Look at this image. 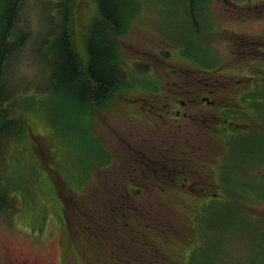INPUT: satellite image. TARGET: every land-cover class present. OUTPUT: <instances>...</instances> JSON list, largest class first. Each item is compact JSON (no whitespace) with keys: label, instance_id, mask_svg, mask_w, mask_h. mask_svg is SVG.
<instances>
[{"label":"rangeland","instance_id":"obj_1","mask_svg":"<svg viewBox=\"0 0 264 264\" xmlns=\"http://www.w3.org/2000/svg\"><path fill=\"white\" fill-rule=\"evenodd\" d=\"M132 1L131 5L130 0H113L123 17L117 39L113 28H105L108 20L96 17L101 7L96 0L19 3L17 36H24L23 42L13 55L3 52L5 60L1 65L6 87H11L17 96L15 108L9 107V116L16 117L17 109L22 114L23 128L18 133L10 130L0 147V175L4 182L0 186L9 179L10 192L14 188L9 197L0 192V204L11 200L4 209L0 208V264H103L93 262L92 254L97 250L104 254L108 247L127 256L110 259L106 264H180L185 253L188 258L183 264H190L191 253V264L262 263L264 197H257L253 188L257 194H264V182L249 183L250 194L244 187L234 185L233 179L241 181L238 176L247 174L248 179L258 180L264 174V0ZM62 24L70 33L72 50L78 54L74 61L83 80H89L91 44L101 31L107 42L109 32L112 34L119 49L115 50L118 54L113 51L110 61L115 69H121L117 75L122 74L127 85L133 84L128 86V94H114L118 82L104 96L83 93L77 76L73 77L71 89L66 86L61 46L68 45V36L57 38L63 32ZM3 28L5 32L14 30ZM253 39L257 48L250 43ZM235 42L243 47L233 48ZM120 58L124 59L121 65ZM250 60L255 63L252 67L246 66ZM190 79L199 80L204 87L223 86L225 102L243 111L234 117L246 124V132L239 131L230 138L223 136L219 148L206 134L214 122L211 117L172 120L149 110V100L155 98L151 88L172 89L177 81L191 82ZM252 80L251 88L254 82L259 85L254 99L249 87ZM176 89L184 97L182 88ZM192 89L198 91L194 86ZM116 97L114 108L111 104L107 109V102ZM131 97L143 101L138 118ZM260 99L262 112L252 117V108L258 107ZM153 126L161 130L153 128L148 132ZM126 137L128 141L123 140ZM144 140L147 148L167 145L160 152L167 155V163L159 161L154 151L139 153L137 162L133 153L125 157L126 147ZM105 148L112 153V159ZM130 159L136 162V174ZM179 160L180 169L190 181L203 183L202 177L211 185L212 168L218 163L215 169L219 186L209 189L217 191L216 196L201 197L205 189L199 190V198L185 197L179 192L188 186L172 181L170 188L162 189L171 193H153L157 198L150 202V209L149 200L139 201L135 219L124 227L125 231L120 224L116 230L103 231L100 247L96 242L82 241L77 248L75 241L83 238L77 222L81 224L80 220L84 221L90 212L97 216L114 214L128 203L115 190L122 186L124 165H128L124 171L131 173L129 180L133 182L138 179L139 168L144 176L152 178L164 174L172 165L170 161ZM200 163L204 169L197 173ZM258 164L247 172L248 167ZM71 205L73 213L69 217ZM192 216L199 231L187 243L178 235L181 231L192 235V221L188 219ZM102 220L99 223L103 228L115 223L109 215ZM93 223L97 228L98 222ZM166 225L170 226L169 233ZM72 229L73 237L69 235ZM157 238L167 258H160V250L155 247ZM129 240L138 242L139 248ZM176 242L182 245L167 247ZM193 244L199 245L198 249L194 250Z\"/></svg>","mask_w":264,"mask_h":264},{"label":"trees","instance_id":"obj_2","mask_svg":"<svg viewBox=\"0 0 264 264\" xmlns=\"http://www.w3.org/2000/svg\"><path fill=\"white\" fill-rule=\"evenodd\" d=\"M21 1H24V5H25V0H0V147L4 144L3 143L4 138L8 135L10 130L14 129L12 132L18 133L23 128L22 114L17 109H15L16 113H17L16 117L9 116V113H8L9 107L11 106L12 108H15V105H16L15 102H17V100H16L17 96L13 93L11 87H6V84H5L6 78L2 74L3 72L1 70L2 62L5 60L4 56H3V52L5 51L6 53L13 55L15 52H17L21 48V45L23 42L24 36H23V38L17 36L18 26L16 24L18 22L16 20L17 19V11L19 8V3ZM96 1L101 6L99 9L100 15H97L96 17H101V19L102 18L104 19L103 15L105 14V18L109 22V30H111L110 28H113V30L115 32V39H117L119 37V32L122 31V30H120V26L122 24L121 20L123 17L119 16V12H117L116 7L113 6V4H114L113 0H96ZM114 1H116V0H114ZM132 2L133 1L130 0L129 4L132 5ZM109 3H111V5ZM65 14H67V13H65ZM128 17H129V14L127 16H125V19H128ZM116 22H118V23L116 24ZM4 26L12 27L14 29L13 32H5V30L3 28ZM61 31H63V32H61L59 34V37H57L58 39H61L63 36L65 37L66 35L68 36V45H65V46L62 45L61 46V50L64 53L65 63H66V65H65V73H66L65 75L66 76L63 77V80H64L66 86L71 89V87L73 85L72 84L73 77L77 76L79 78V80H81V83H82L81 85L83 87V90H81V92H83V93L84 92L89 93V94L95 93L98 96L99 95L104 96L106 91H108L110 89L112 90L114 88V86L116 85L115 83L117 82V79L119 80L122 78L121 76L119 77V75H117L118 73H117L115 67H113V62L110 61L111 54H113V51H115L116 49H119V46L117 45L118 42H114V40H112V34L109 32L110 41L107 42L105 33L103 31H101L100 33H99L98 29L95 31V36L98 35V33H99V35H98L99 37H97V40H95V42L93 44H91V46H90L91 53H92V63L90 65V74L88 75L89 80L88 79L83 80V76L78 71L77 64L74 61L75 57L78 58V54L75 50H72V48H71L72 45L70 44V41H69V38H70L69 34L70 33L68 32L67 29H65L63 24H62V30ZM240 36L245 37L242 35H240ZM72 52L75 54V56L73 55ZM2 59H4V60L2 61ZM79 69H80V67H79ZM121 87H123V85H120V88ZM92 89H94V90H92ZM99 91H102V92L100 94H98ZM116 91H117V89H116ZM7 145H8V141L6 142V147H7ZM2 163H3V159L0 160V168L2 166ZM174 173H177V172L175 170H173L170 173L171 177ZM1 176L2 175H0V182L4 183L1 180ZM263 181H264V179H263ZM256 182L260 183V179H258ZM0 192L5 193L7 195V197L12 195L6 183H5V186H0ZM255 193H256L257 197H259V198L264 197L263 193L257 194L256 189H255ZM10 201L11 200L4 201L2 204H0V208H3V206H7V204ZM179 204L182 205V202ZM188 219L192 221V232H193L192 235H190L184 231V235H186V236H185V238H182L181 237L182 231H181V233H179L178 237H180L186 241H192L193 235L199 231V228H197V226H196L197 223H195V217L194 216H192V219L191 218H188ZM169 229H170V226L166 225V233H169L167 231ZM158 239L159 238H157V240H156L155 247L157 248V250H158V248L160 250V258L165 257L164 252L162 251V248H161L162 244L159 243ZM129 241L131 243L135 244L139 248L138 242H136L135 240H129ZM198 244H200V243L198 242ZM181 245H182L181 243L176 242V244L167 245V247L168 248H170L171 246L179 247ZM193 246H195L194 250L198 249V247H199V245H196V244H193ZM82 251H83V247H82V250L79 251V254H82ZM94 254H95V256L98 257V260L96 259L95 256H92L91 260L92 261L94 260L93 262H97V263L103 261V264H106L108 262V260L115 259L117 257L116 251H114L113 249L111 250L109 247L104 250V254L100 253L99 250H97ZM192 254L193 253H191V256L189 257L190 264L193 262ZM171 255L174 256L175 254H171ZM185 255H184L185 260L184 261L180 260V264H183V262L187 261L188 253H186ZM165 258H167V257H165ZM113 261H115V260H113ZM250 264H254V262H251ZM261 264H264V258H263Z\"/></svg>","mask_w":264,"mask_h":264},{"label":"flooded vegetation","instance_id":"obj_3","mask_svg":"<svg viewBox=\"0 0 264 264\" xmlns=\"http://www.w3.org/2000/svg\"><path fill=\"white\" fill-rule=\"evenodd\" d=\"M255 5H258L256 3ZM105 18V15H104ZM108 24H105V28H108ZM236 43V42H235ZM255 43L257 41L253 39L252 44L255 46ZM243 46L239 44H235L233 48L239 49ZM256 47V46H255ZM257 48V47H256ZM259 50V49H258ZM249 51V50H248ZM261 51V50H259ZM262 52V51H261ZM260 52V53H261ZM117 71V70H116ZM118 73V71H117ZM242 75V74H240ZM243 76V75H242ZM120 77V75H119ZM251 78L253 76H250ZM184 80V81H177L176 85H172V89L168 88H152V94L155 96V98L149 100V110L155 111L156 115H163L166 119H177L178 117H198V116H209L213 119V125L211 129H207V133L209 134L215 143V146H218L220 144V138L221 136H228L235 135L239 131L246 132V124L243 122H238V120L234 117L236 115L238 117V114L243 112L240 109L234 108L232 105L229 104V102H225L227 100V95L223 93L224 87L221 85L216 86H201L199 80ZM118 83H121L122 81L117 79ZM253 80L249 84L250 89H253L252 92L254 93L253 99L256 98L257 95V87L259 85L254 82V87H252ZM133 87V84L126 85L125 87L128 88ZM197 88L198 91H195L192 89V87ZM118 87H120L118 85ZM182 88V92L185 94L184 97L180 96L177 92L176 88ZM201 89H206L205 92L199 91ZM129 89V88H128ZM190 89L193 91L191 93ZM144 90V89H143ZM243 90V89H241ZM116 91L114 92V94ZM156 96L158 98H156ZM124 98V97H123ZM117 100V97H116ZM130 101L134 104L135 108V116H137L139 113H142V109L144 108V104L142 100H137V97H131ZM263 99H260L258 103H261ZM255 109V108H254ZM124 114V113H123ZM252 117L256 116V113L252 111L251 113ZM150 123L155 125L154 121H150ZM249 125L251 128L252 123L249 122ZM162 147L160 145H152L147 149L148 152H152L154 150V153L159 161H163L167 163V160L165 159L167 155H162L161 152ZM167 148V147H166ZM144 150L145 154L146 149L144 145L137 144L132 147H126L125 153L129 155L130 153L137 152L139 150ZM156 150L159 152L156 153ZM198 167V165H197ZM214 172H217L216 169H214ZM173 178L176 179L177 183L181 182L182 186L188 184L189 185V178L188 175H181V172H177L173 174ZM154 177H146L144 175L139 176L136 181H133V183L136 185L137 189L130 191V190H123L120 195L124 196L125 198H136V197H144V198H151L152 194L154 193ZM218 182V180H217ZM210 195H215V192L209 193ZM127 204H124L121 207L122 213H117L118 221L122 224V231L124 230V227L129 225L131 221H134V216L137 214V210L135 206L127 207ZM88 233L91 236L96 237L98 235L96 225L93 223H89L87 225ZM88 242H92V240H88ZM92 256H95L93 253ZM127 255L121 250L117 252V258L121 259L123 257H126ZM98 260V257L95 256ZM129 261V259H128Z\"/></svg>","mask_w":264,"mask_h":264}]
</instances>
